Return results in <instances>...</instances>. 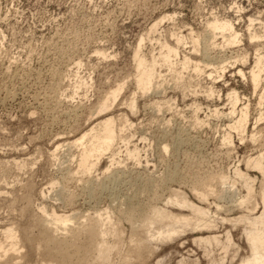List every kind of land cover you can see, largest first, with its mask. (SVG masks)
<instances>
[{
    "label": "rangeland",
    "instance_id": "1",
    "mask_svg": "<svg viewBox=\"0 0 264 264\" xmlns=\"http://www.w3.org/2000/svg\"><path fill=\"white\" fill-rule=\"evenodd\" d=\"M164 43L178 49L167 64ZM138 50L157 64L148 91ZM263 58L264 0H0V264H60L41 252L47 235L73 263L92 246L87 264L264 258V171L250 166L264 154ZM102 118L118 139L84 175L74 144ZM88 225L95 240L82 234L76 255L71 235Z\"/></svg>",
    "mask_w": 264,
    "mask_h": 264
},
{
    "label": "bare ground",
    "instance_id": "2",
    "mask_svg": "<svg viewBox=\"0 0 264 264\" xmlns=\"http://www.w3.org/2000/svg\"><path fill=\"white\" fill-rule=\"evenodd\" d=\"M210 27L214 31L215 30H221L225 33H229L232 37L233 43H236V41L238 40V34H236V32L234 31V25L230 21H225L223 23H219L218 21H216L215 23L211 24ZM176 41H177V44H180L182 42L181 39H177ZM164 46L166 49V52H165L166 55L163 56L164 55L163 54L161 57H163L164 62H165V63L164 62H162V63L167 64L169 61L172 60V57L177 53L178 49L170 48L166 44ZM140 47H138V48L140 49ZM139 55L140 54H139V50H138V53L136 51V62H137V67H138V85L140 86V88L143 91H148L152 88V86L154 84V80L156 79L155 78L156 77L155 71H156V65L157 64L156 63L147 64L144 60H142L140 58ZM186 63L189 64L190 61L187 60ZM256 64H257L256 65L257 71L255 69L252 70V72H251L252 80L251 81H253L254 85L257 87L261 81L260 74L262 72H259L260 70H258V69L263 64L262 58H259ZM262 67H264V66H262ZM262 67L260 69L264 70V69H262ZM194 68H195L194 70L196 72H198L200 70L201 66L198 64V65H195ZM116 94H117V92H114V95H116ZM230 99L232 101L233 108H235V106L237 105V102H238L237 95L231 94ZM248 122H249L248 110H247V108H245V109H242L239 120L236 122V124L232 128L234 130H238L240 132L245 133V131L247 129ZM117 131L118 130L115 127V119H113V118H102L98 121L97 125H93L91 127V129L88 131V133L82 135L80 137V139H78L76 141L74 146L82 148V150H81L82 151V154H81L82 159L80 161L81 173H83L84 175L90 173L95 167V162L93 159L95 157H98V158L101 157L102 153L109 151L113 147L114 143L116 142V139H118L117 138L118 137ZM86 140L89 141V144L86 143ZM61 145H60V147H61ZM126 146L128 147V145H126ZM60 147L58 146L57 150H59L58 148H60ZM64 147L69 148L70 145L64 146ZM68 150H70V149H68ZM128 152H129V155L131 157H136L135 150L130 151V149H129ZM263 160H264V154L260 155L256 159L252 160L250 162V166H254V167L259 168L262 171H264V168L262 166ZM111 162H112V164H111L112 167H109L107 169V171H106L107 173H108V171H110L111 168H113V166L116 165V164L113 165V163L116 162L115 160H112ZM112 176H113V174H112ZM113 179H114V177H113ZM127 205H132V204L129 203ZM132 206H134V205H132ZM134 207L137 208L136 205ZM123 212L126 214V217H132L131 215H133L136 212V210L134 208L127 206V208ZM50 218L52 220L49 223L57 226L58 227L57 231H64V232L71 233V230L68 229V224L72 223V220L70 218L62 216V215H58L56 212H53L52 214H50ZM76 230H77L76 232L72 233L71 241L69 242V244H70V247L74 248V253L76 255H79L80 254L79 253L80 247H78V245L81 243V242H79V240H80L79 237L82 234L87 236L89 241H90V245H92L94 240H95L96 229H95V225H93V226L88 225L86 228H83V229L79 228ZM16 232L17 231L15 229H7L4 231V236L7 238V241L11 242L10 246H11V250H13V251L16 250V248H17V245L15 243V241H17V233ZM44 234H43V236H45V238H46L47 233L45 232ZM43 240H41V241H43ZM46 240L48 242L44 241L47 244L45 246V249H43L41 252H43V254H45V255L50 256V258L52 260L60 261L61 262L60 264H87L88 263L87 256L89 254H91V252L95 249V246L90 247V249L85 252V255H86L85 257H83V258L81 257L78 259V261L76 263H73V256L71 254H69L67 252V250H63L60 248L53 247L55 245H53V242L50 240L48 235H47ZM256 242L259 244H264V241L261 239H258ZM40 243L43 244L42 242H40ZM0 247L3 248L1 242H0ZM246 264H264V258L262 256H258V254H257L254 259L248 261Z\"/></svg>",
    "mask_w": 264,
    "mask_h": 264
}]
</instances>
